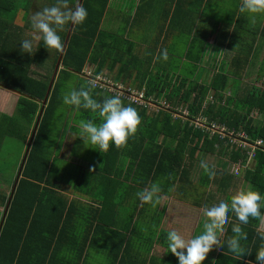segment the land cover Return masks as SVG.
<instances>
[{
    "label": "trees",
    "instance_id": "obj_1",
    "mask_svg": "<svg viewBox=\"0 0 264 264\" xmlns=\"http://www.w3.org/2000/svg\"><path fill=\"white\" fill-rule=\"evenodd\" d=\"M34 1L28 0V14ZM37 1L44 4V1ZM110 1L82 2L88 17L83 24L74 26L11 200L0 232V264H94L91 263L93 252L102 236L108 241L107 252L100 255L105 256L104 264H154L156 258L146 255L152 247L146 252L139 248L143 242L151 246L162 242L168 254L178 261L168 249V232L160 228V214H157L155 227L142 229L143 220L148 215L146 210L151 205L140 203L136 196L138 191L152 183H159L160 196L186 193L190 196L192 193L197 196L194 198L197 205L206 203L207 198L203 196L216 182L222 187L227 185L225 199L230 200L240 188H251L264 195V150H257L254 168H244L238 175L231 168L230 173L228 166L239 163L246 156L243 145L230 137L212 134L209 129L194 122L202 115L208 124L226 126L227 133L235 130L244 132L249 141L258 138L264 140V119L254 116V113L264 114V87L253 86L244 96L228 95L229 89H233L229 81L233 70L226 69V66L217 70L209 82H201L202 70L198 66L204 60L205 53L200 51L203 47L200 52H195L196 40H191L190 51L182 55V59L186 58V61L196 65L190 63L182 70L177 68L176 58L179 55L171 51L167 61L162 59L160 53L161 65L151 69L153 56L144 60L134 54V36L126 37L117 29L102 26ZM74 2L78 3L79 0ZM45 3L44 8L51 5L61 7L62 0H45ZM19 8L18 0H0V87L19 95L15 112L12 115L0 114L1 160L2 155L10 159L2 164L0 170V206L4 208L0 210V223L61 53L55 50L49 52L43 47L42 40L36 43L35 54L21 53L20 42L31 39L30 34L35 29L18 22ZM144 10V0H140L133 17L137 25H143L146 16ZM70 25L58 33L63 42ZM48 60H51L50 65ZM146 65L148 68H145ZM42 67L47 69L46 73L38 70ZM88 71L94 76L88 75ZM97 76H102L115 86L120 81L132 79L136 86H130L144 90L147 100L154 102L158 108L151 112L147 105H138L120 97L125 106L134 107L141 117L137 133L128 139L125 146L117 148L113 144L107 152L97 153L98 161L92 163L95 168L87 177L89 179L84 178L88 172L85 167L74 164L75 173L69 178L76 174L73 190L77 193L90 196L97 188L96 175L107 176L104 200L101 207L96 209L93 204L71 200L63 191L58 175H65L63 168L66 165H63L64 160L58 156L57 150L58 146L73 140L72 136L78 132L81 120H92L97 124L101 122L98 113L65 105L63 96L67 92L83 88L101 105L111 96H117L106 89L90 87L88 81H93ZM208 96L213 100L208 101ZM164 98L171 105L170 108L160 103ZM180 105L188 106L189 114L185 119L173 115L179 112ZM57 120L62 123L57 130L56 142L51 147L49 141ZM11 139L20 141V144ZM210 155L215 156L221 166L205 163L213 175L201 167V162L204 163ZM64 157L68 161L70 156L66 154ZM116 165L120 167L117 171ZM198 168L199 173H196ZM118 173L128 182L125 191H134L136 196V212L130 220L132 223L135 218L136 224L124 233L113 231L111 224L105 221L104 214L109 189L116 192L117 184L124 185ZM90 183L92 186L89 187ZM226 188L223 190L226 191ZM97 194L99 196V191ZM260 210L264 215V201ZM229 215L231 219L216 250V259L210 264H257L256 252L264 245L259 235L262 231L258 229L260 220L250 217L245 225L241 224L234 212L230 211ZM237 224L247 234L246 239L240 240L245 252L239 256L230 252L228 246V241L235 236L232 228Z\"/></svg>",
    "mask_w": 264,
    "mask_h": 264
},
{
    "label": "crops",
    "instance_id": "obj_2",
    "mask_svg": "<svg viewBox=\"0 0 264 264\" xmlns=\"http://www.w3.org/2000/svg\"><path fill=\"white\" fill-rule=\"evenodd\" d=\"M43 1L44 4L37 0L32 2L28 15L43 12L44 5L48 3H45V0H41V2ZM139 3L140 0H111L103 18L102 26L109 29L122 30L121 34L126 37H139L144 43L139 45L136 42L138 46L134 47L133 52L144 60H149V56H153L151 69L155 65H161L159 63L161 61L159 54L164 50H167L168 54L174 51L179 55L176 58V67L181 70L191 65L190 63L196 65L194 62L190 61L189 63L188 60L186 61V58L182 59V55H186L190 51L191 40H196L195 45L197 48L195 52L203 51L205 53L204 60L198 66L202 70L201 82H209L217 70L226 66V69L231 68L233 70L230 73L229 80L233 88L230 89L231 92L234 91L233 93L240 96L246 95L249 81L254 83L252 84L253 86L264 87V13L255 14L254 16L241 13L242 0H144L146 16L144 17L143 25H137L135 21L133 22V17ZM158 38L160 40L157 42ZM202 47L203 49H201ZM214 56L215 58L212 59L211 57ZM178 60L180 61L179 64ZM148 62L150 63V61ZM186 63H188V66L185 65ZM146 67L148 68L147 65ZM131 80L129 79L130 84H133ZM118 83H122V81ZM6 91L8 92L7 95L5 94ZM6 91L0 90V114L12 115L16 109L14 102L16 101L17 104L19 95L11 90L6 89ZM10 92L15 94L14 98H6L11 97L8 95L11 94ZM164 100L166 99L164 98ZM255 114H257L256 116L259 119H264V114ZM76 159H78L76 163L84 166L85 171H88L85 174V180L89 179L87 177L92 174V169L95 166H92V163L86 157H83V154L80 158L76 157ZM217 165L219 168L221 167L219 163ZM233 166L234 163L228 166L230 173ZM119 168L116 165V171ZM199 170L200 168L197 169L196 173H199ZM75 175L68 179L63 178L65 175H58V181L61 183L63 191L71 200L76 199L81 203L93 204L96 209L101 207L104 200L103 191L108 181L106 179L107 176L97 174L95 183L97 188L99 187L100 189L96 188L90 196H86L73 190ZM117 175H119L118 178H122V183H128L121 173ZM99 183H101V186H98ZM116 183L119 182L114 184ZM225 183L226 181L222 185ZM217 184L220 183L216 182V185H210L209 191H207L208 194L203 196L207 198V201L202 205L196 204L194 198L197 196H193L192 193L190 196L187 193L177 194L178 196L162 195L163 199L160 204L155 207L150 206L146 210L148 215L143 220L142 229L150 230V228L155 227V221L158 218L157 214H160L161 230L167 232L175 230L186 240L195 238L202 231L204 223L208 221L205 215L206 208L219 198L226 197L227 185L222 187ZM90 186H92L91 183L89 184ZM225 188L226 191L223 190ZM214 189H216L217 196L212 193ZM109 190L110 194L105 203V205H108L104 208L105 221L111 224L113 231L124 233L136 224L135 218H133L132 223L130 221L133 213L136 212L135 193L131 190L125 191V185L122 187L120 184L116 185V192L114 189ZM97 191H99V196ZM230 219L231 217L228 215L227 224L223 225L218 232L217 240L211 245L201 264H206L207 262L210 264L216 259V250L219 249ZM181 222H183V225H181ZM258 229L264 232V222L260 221ZM145 234L147 236L152 235V233ZM107 245L108 241L105 237H99L91 263H105V256L102 257L100 255H105ZM149 247L152 248L150 253L146 255H153L156 258L154 259V264H178L177 259L173 255L168 254L162 242L160 244H152V246L148 242H143L139 248H143L144 252H146Z\"/></svg>",
    "mask_w": 264,
    "mask_h": 264
},
{
    "label": "clouds",
    "instance_id": "obj_3",
    "mask_svg": "<svg viewBox=\"0 0 264 264\" xmlns=\"http://www.w3.org/2000/svg\"><path fill=\"white\" fill-rule=\"evenodd\" d=\"M240 12L253 16L264 13V0H242ZM87 17L88 11L85 7L75 3L74 0H62L61 7H45L43 12H36L31 17V22L32 28L42 34L37 39L42 40L43 47L49 52L53 50L60 52L64 42L58 33L69 24L73 26L83 24ZM34 49H36V41L33 39H23L20 42L22 54L33 55ZM162 59L167 61V50L162 52ZM88 85L94 88L96 83L90 80ZM63 103L98 113L101 122L97 124L92 120H81L75 137L82 140L86 148L101 153L107 152L113 144L117 148L125 146L141 125V117L137 110L132 106H125L119 96H111L101 105L90 97L89 91L83 88L79 91L72 89L63 96ZM201 167L210 175L214 174L203 161ZM160 193L159 183H152L138 191L136 196L142 205L149 204L155 207L162 202ZM262 201L264 195L251 188L237 191L230 200L219 198L206 208L205 215L208 221L204 223L202 231L195 238L186 240L175 230L168 232L167 245L170 253L178 258V264H201L211 245L217 240L218 232L227 224L229 212H234L241 224L247 225L250 217L264 222V215L260 210ZM232 231L235 236L228 241L229 250L237 256L243 255L245 249L240 245V240L246 239L247 234L242 232L239 224L234 226ZM259 235L264 240V232H260ZM255 259L257 264H264V245H261L256 252Z\"/></svg>",
    "mask_w": 264,
    "mask_h": 264
},
{
    "label": "rangeland",
    "instance_id": "obj_4",
    "mask_svg": "<svg viewBox=\"0 0 264 264\" xmlns=\"http://www.w3.org/2000/svg\"><path fill=\"white\" fill-rule=\"evenodd\" d=\"M18 3H19V6H20V8H19V14H18V16H17V19H18V22L19 23H21V24H24V23H26V24H28L30 27L32 26V22H31V17L33 16V15H28V13L26 12V9H28L27 8V5H28V0H18ZM50 3V2H49ZM51 7H53V5H51ZM123 31L121 30L120 31V33H122ZM41 35H40V33H38L36 30H34V31H32V33L30 34V38L31 39H33L34 41H36V43L39 41L38 39H37V37H40ZM134 39H135V47H137L138 46V44L136 43V42H138L139 43V45H142L144 42L139 38V37H137L136 38V36L134 37ZM212 59L213 58H215V56L214 57H211ZM216 58H217V55H216ZM48 64L50 65L51 64V60H48ZM185 65H188V63H186ZM38 69V68H37ZM38 70H40V72L41 73H46L47 72V69H45L44 67H42V68H40V69H38ZM126 82L124 83V82H122V83H119L120 85H121V89H123V90H127V89H129V88H132L130 85H133V86H136V85H134V84H130V81H129V79L128 80H125ZM129 82V83H128ZM251 84V85H250ZM252 84H254L252 81H249V83L247 84L248 85V89H252V87H253V85ZM251 86V87H250ZM1 89H3V90H5L6 91V89H4V88H2V87H0V90ZM131 90H134V91H138L136 88L134 89V88H132ZM230 90V89H229ZM143 91V90H142ZM139 92H141V91H139ZM7 91L5 92V94L7 95ZM11 94H8V95H10L11 97H6V98H14V93L13 92H10ZM235 94V93H233V92H231V90L228 92V95L229 94ZM208 101L209 100H213V98L212 97H210V96H208ZM156 102V101H155ZM161 104H162V106H166V108H170V104H169V102L167 101V100H164V99H162V101L160 102ZM14 104L16 105V101L14 102ZM155 103L154 102H151V104H149V107L151 108V112H152V110H154L155 109V107H156V105H154ZM178 113H174L173 115H174V117H178V118H186L187 116L186 115H188L189 114V112H188V106H185V105H180L179 107H178ZM254 116H256V114L254 113ZM60 120H57L56 122H55V124H54V126H53V131H54V133L51 135V138H50V141H49V145L52 147L54 144H55V142H56V139H57V137H56V134H57V130L59 129V127H60V125H61V123H62V121H60ZM194 121H199V124H204V126H201V127H203V128H207V129H209V127L206 125V124H208V121H207V119L205 118V117H203L202 115H199L198 117H197V119L196 120H194ZM210 125H212L213 126V123H209ZM217 125H219L220 126V124H218V123H216ZM216 124H214L215 126H216V129H218V126L216 125ZM222 129V128H221ZM220 129V130H221ZM210 130V129H209ZM211 131V130H210ZM211 133L212 134H214L215 133V131H214V129H213V131H211ZM230 136H232V135H234L235 136V134L233 133V131H230L229 133H228ZM236 135H239L240 136V139L241 140H244L245 138H244V136H243V134L241 133V132H239V133H237ZM72 139L73 140H71V141H67L66 142V144H62V146H58V150H57V154H58V156L60 157V158H62L63 160H64V163H63V165H66L64 168H63V173L65 174V178H69V175H71L72 173H75V170H73V167H74V164L76 163V162H78V159H76V157H81L82 156V154H83V157H86L87 158V160H89V162H91V163H93V162H95V161H98V158H97V156H96V154L97 153H99V151L98 150H95V149H91V148H86L85 146H84V144H83V141L82 140H80L78 137H75V135L74 136H72ZM258 139H262V138H258ZM11 140H13L17 145H19L20 144V141H17L16 142V140L15 139H11ZM263 140V139H262ZM264 141V140H263ZM11 145H14V147H15V144L14 143H11ZM69 148H68V147ZM61 147H62V149H61ZM263 147H264V144H263ZM13 148V147H12ZM61 149V152H60V149ZM6 150V149H5ZM7 151V150H6ZM5 152H3V154H4ZM82 153V154H81ZM66 154H68L70 157L68 158V161L66 160V158L64 157ZM251 154H252V151H251ZM81 155V156H80ZM2 157H3V160H1L0 159V170H1V166H2V164L3 163H6V162H9V157L7 156H5V155H2ZM64 157V158H63ZM217 159H216V157L215 156H213V155H210V156H208L205 160H204V163H210V164H213V165H217ZM248 163H251L250 165L248 164V168H254V162L252 161V160H250ZM67 170V171H66ZM66 180V179H65ZM124 185H127V183H123ZM210 188V187H209ZM215 188V187H214ZM212 193L215 195V196H217V192H216V189H214V191H212ZM233 193V192H232ZM4 208H2L1 206H0V210H3ZM152 215H154L153 213H152ZM183 218V217H182ZM180 219V218H179ZM181 225H183V222H181Z\"/></svg>",
    "mask_w": 264,
    "mask_h": 264
},
{
    "label": "built area",
    "instance_id": "obj_5",
    "mask_svg": "<svg viewBox=\"0 0 264 264\" xmlns=\"http://www.w3.org/2000/svg\"><path fill=\"white\" fill-rule=\"evenodd\" d=\"M89 74H91V76H94L92 72L88 71V75ZM93 81H95L96 87L106 89L110 93L117 94V96L124 97L125 99L129 100L130 102H134L138 105L149 106V104H151V102H152L151 100H147V98L145 97V94H144V90L143 91L142 90L134 91V90H131V88H129L127 90H123V89H121L120 84L115 86L111 81H108L107 79L103 78L102 76H97L96 79H94ZM139 91H141V92H139ZM154 105H156V104H154ZM156 108H158V105H156L155 109ZM194 122L196 123L197 126H204V124L203 125L199 124V121H194ZM214 124H216V123H213V126L210 124H206V125L209 127V129L211 131H213V129H214L215 133H218L219 135H221L223 137H230L232 139V141H234V142H236V141L240 142L246 151V156L239 163H234L232 170L236 175H238L239 173H242L244 168H248V164L249 165L251 164V163H248L250 160H252L254 163L256 162L255 156H256L257 150H264V148H263L264 141L262 139H256V140L249 141V138H247L248 136L244 132H241L245 138L244 140H241L240 136L236 135L239 132H235V130H231V131H233L235 136L234 135L230 136L226 132L227 131L226 126H221V125L219 126L216 124L218 126V129H216V126ZM251 151H252V154H251Z\"/></svg>",
    "mask_w": 264,
    "mask_h": 264
},
{
    "label": "water",
    "instance_id": "obj_6",
    "mask_svg": "<svg viewBox=\"0 0 264 264\" xmlns=\"http://www.w3.org/2000/svg\"><path fill=\"white\" fill-rule=\"evenodd\" d=\"M82 2L83 0H79L78 4L82 5ZM73 29H74V26L73 25H70L69 29H68V33H67V36H66V39L64 41V47L59 55V58L57 60V63H56V66H55V69H54V73L52 75V79H51V82H50V85H49V88H48V91L46 93V96H45V100L42 104V109H41V112L39 114V117L37 119V122H36V125L34 127V130H33V133L31 135V138H30V142L28 143V146H27V149H26V152H25V155L23 157V160H22V163H21V167L18 171V174H17V177H16V180H15V183H14V186H13V189H12V192H11V195H10V199L8 201V204L5 208V211H4V214H3V217H2V220H1V223H0V232H1V229L3 227V224H4V221L6 219V216H7V213H8V210H9V207H10V204H11V200L13 198V195L15 193V190H16V187H17V184L22 176V171H23V168H24V165L26 163V160H27V157H28V154H29V151H30V148L32 146V142L34 140V137L36 135V132L38 130V127H39V123H40V120H41V117H42V113L44 111V108L46 106V103L48 101V98L50 96V93H51V90L53 88V85H54V81L56 79V76L58 74V71L59 69L61 68V64H62V60H63V57H64V54H65V51H66V48L68 46V43H69V40H70V37H71V34L73 32Z\"/></svg>",
    "mask_w": 264,
    "mask_h": 264
}]
</instances>
